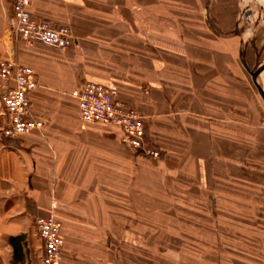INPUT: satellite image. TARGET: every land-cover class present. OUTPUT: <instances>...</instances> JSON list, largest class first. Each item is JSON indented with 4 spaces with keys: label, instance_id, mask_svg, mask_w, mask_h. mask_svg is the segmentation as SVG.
I'll use <instances>...</instances> for the list:
<instances>
[{
    "label": "crops",
    "instance_id": "crops-1",
    "mask_svg": "<svg viewBox=\"0 0 264 264\" xmlns=\"http://www.w3.org/2000/svg\"><path fill=\"white\" fill-rule=\"evenodd\" d=\"M13 5L0 0V61L34 70L32 116L45 125L5 136L0 84V264H44L36 222L50 216L60 264H264L242 243L250 208L264 207L248 71L264 58L237 22L241 1L34 0V16L71 29L67 50L16 37ZM90 80L144 116L159 157L123 144L118 126L82 121L73 92Z\"/></svg>",
    "mask_w": 264,
    "mask_h": 264
},
{
    "label": "built area",
    "instance_id": "built-area-1",
    "mask_svg": "<svg viewBox=\"0 0 264 264\" xmlns=\"http://www.w3.org/2000/svg\"><path fill=\"white\" fill-rule=\"evenodd\" d=\"M34 0H14L11 29L16 37L29 45L44 44L60 50L71 46L72 32L66 25L36 17L30 7ZM2 103L9 117L4 135L18 138L43 129L45 122L32 116L30 92L38 86L34 70L14 60L0 61ZM73 95L78 99L81 119L85 124L118 126L122 143L130 148L159 157L160 152L146 144L145 118L137 110L124 105L119 89L97 81H86ZM39 236L44 242V264H60L65 245L62 223L55 217L37 219Z\"/></svg>",
    "mask_w": 264,
    "mask_h": 264
},
{
    "label": "rangeland",
    "instance_id": "rangeland-1",
    "mask_svg": "<svg viewBox=\"0 0 264 264\" xmlns=\"http://www.w3.org/2000/svg\"><path fill=\"white\" fill-rule=\"evenodd\" d=\"M235 1L237 0H232L233 3ZM240 1L242 6L240 8L237 6V22L240 25L242 32H244L246 35V38L253 40L254 49L259 50V55L263 56L262 58H264V0H247L244 4L242 3V0ZM248 10H252L251 16H245V13ZM260 79L264 86V73ZM251 84L259 99L260 106L258 109V117L259 119L264 120V115H261L260 113L264 112V101L262 100L252 81ZM250 209L254 220L251 221L252 219H250L247 220L248 222H244L242 224V231L245 232L244 236L248 234L247 236H252V238L242 239V243L244 246L252 249L259 256V258L264 260V207H252ZM247 213L248 208H244L243 214ZM164 241L166 243L168 242V245L170 244V240ZM177 243H179L178 245L181 247H186L187 240L180 239ZM152 258L156 264H169L166 261L160 260L161 256L159 255H153ZM148 259L150 260V258Z\"/></svg>",
    "mask_w": 264,
    "mask_h": 264
},
{
    "label": "water",
    "instance_id": "water-1",
    "mask_svg": "<svg viewBox=\"0 0 264 264\" xmlns=\"http://www.w3.org/2000/svg\"><path fill=\"white\" fill-rule=\"evenodd\" d=\"M252 13V10L247 11V15L249 16ZM252 82L254 86L256 87L259 95L261 96L262 100L264 101V86L261 83V76L264 73V61L259 62L255 68L253 69H248Z\"/></svg>",
    "mask_w": 264,
    "mask_h": 264
},
{
    "label": "flooded vegetation",
    "instance_id": "flooded-vegetation-1",
    "mask_svg": "<svg viewBox=\"0 0 264 264\" xmlns=\"http://www.w3.org/2000/svg\"><path fill=\"white\" fill-rule=\"evenodd\" d=\"M251 15H252V14H250L249 16H251ZM245 16H248V15H247V12L245 13Z\"/></svg>",
    "mask_w": 264,
    "mask_h": 264
},
{
    "label": "trees",
    "instance_id": "trees-1",
    "mask_svg": "<svg viewBox=\"0 0 264 264\" xmlns=\"http://www.w3.org/2000/svg\"><path fill=\"white\" fill-rule=\"evenodd\" d=\"M23 65V64H22Z\"/></svg>",
    "mask_w": 264,
    "mask_h": 264
}]
</instances>
